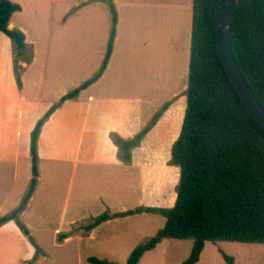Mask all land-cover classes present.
<instances>
[{
  "label": "crops",
  "instance_id": "crops-1",
  "mask_svg": "<svg viewBox=\"0 0 264 264\" xmlns=\"http://www.w3.org/2000/svg\"><path fill=\"white\" fill-rule=\"evenodd\" d=\"M11 1L20 9L9 27L23 32L26 49L18 84L14 43L0 31V216L14 214L37 235H25L14 219L0 224V264H92L88 257L124 264L133 247L163 226L161 214L141 211L90 231L77 227L106 210L173 205L168 193L179 167L168 161L186 107L192 0H110L116 23L106 67L42 124L38 175L24 204L33 177L31 131L61 95L98 71L112 16L108 0ZM129 140L135 143L126 148ZM161 152V159L153 155ZM59 233L68 235L58 241ZM168 239L136 264L162 263Z\"/></svg>",
  "mask_w": 264,
  "mask_h": 264
},
{
  "label": "trees",
  "instance_id": "trees-1",
  "mask_svg": "<svg viewBox=\"0 0 264 264\" xmlns=\"http://www.w3.org/2000/svg\"><path fill=\"white\" fill-rule=\"evenodd\" d=\"M225 1L192 0L186 107L179 135L171 147L170 163L179 167L173 205L139 206L115 213L106 210L77 227L90 231L113 217L141 211L161 214L165 218L163 226L133 247L124 264H136L145 251L165 238L192 239L190 253L181 264H195L205 241L264 243V127L246 107L219 54L214 16ZM108 3L111 29L98 71L61 95L31 131L33 177L38 175L37 140L42 124L65 100L77 97L95 81L106 67L116 23L114 7L110 0ZM19 9V4L11 0H0V31L14 43L13 68L18 84L17 63L26 42L22 31L9 27V19ZM228 41L241 75L264 109V0H243L232 12ZM166 106L136 136L137 141ZM112 139L120 141L115 135ZM9 219H14L25 235L29 234L14 214L0 216V224ZM67 235L59 233L57 240ZM87 260L92 264H119L95 257Z\"/></svg>",
  "mask_w": 264,
  "mask_h": 264
},
{
  "label": "rangeland",
  "instance_id": "rangeland-1",
  "mask_svg": "<svg viewBox=\"0 0 264 264\" xmlns=\"http://www.w3.org/2000/svg\"><path fill=\"white\" fill-rule=\"evenodd\" d=\"M82 1V0H74ZM164 1V0H163ZM168 1V0H167ZM177 1V0H174ZM150 152H147V155ZM157 155L159 159L162 155ZM169 164L170 159H169ZM147 181H151L150 175L147 178ZM179 181V179H178ZM177 181L173 183V186L168 193V204H171L176 197V188ZM31 180L28 184L27 190L23 195L22 202L26 203L27 192L29 190ZM6 185V183H5ZM163 217V216H162ZM33 235V238H36V232H31L28 236ZM41 240L46 245L43 246V249L47 252V245L50 243V233L41 234ZM30 242H33L32 237L29 239ZM192 246V239H168V247L165 251V258L162 263L158 264H181L184 259L189 255L190 249ZM231 259V262L227 258ZM196 264H264V243H244L237 241H205L204 248L201 253L200 261Z\"/></svg>",
  "mask_w": 264,
  "mask_h": 264
},
{
  "label": "water",
  "instance_id": "water-1",
  "mask_svg": "<svg viewBox=\"0 0 264 264\" xmlns=\"http://www.w3.org/2000/svg\"><path fill=\"white\" fill-rule=\"evenodd\" d=\"M242 1L243 0H226L221 6L220 10L215 14L214 19L216 26L217 44L222 63L231 81L239 92L248 110L264 127V109L257 102L251 90L247 86L243 76L241 75L233 58L228 41V29L232 12L242 3ZM134 143V140H129L125 144V147L128 148L130 144ZM35 181V177H32L26 198L29 197L34 187Z\"/></svg>",
  "mask_w": 264,
  "mask_h": 264
}]
</instances>
